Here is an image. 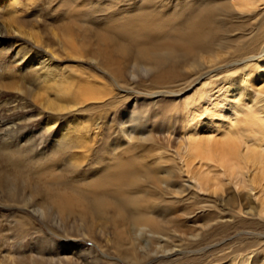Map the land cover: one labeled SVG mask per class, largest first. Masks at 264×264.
Instances as JSON below:
<instances>
[{"label": "bare ground", "instance_id": "1", "mask_svg": "<svg viewBox=\"0 0 264 264\" xmlns=\"http://www.w3.org/2000/svg\"><path fill=\"white\" fill-rule=\"evenodd\" d=\"M51 5L66 58L89 63L110 86L94 85L101 82L91 74L58 84L66 105L97 104L87 108L100 132L84 139L87 123L66 122L72 139L60 134L37 151L27 138L14 144L18 121L0 123L4 202L56 218L53 231L66 233L70 219L90 238L99 229L103 248L133 264L240 237L253 242L208 264H264V0ZM141 92L151 109L171 101L166 133L156 135L148 115L122 121L116 98ZM25 221L15 219L8 233L24 236Z\"/></svg>", "mask_w": 264, "mask_h": 264}, {"label": "rangeland", "instance_id": "2", "mask_svg": "<svg viewBox=\"0 0 264 264\" xmlns=\"http://www.w3.org/2000/svg\"><path fill=\"white\" fill-rule=\"evenodd\" d=\"M52 1L54 0H0V123L6 119L18 121L22 129L17 133L14 144H24V139L27 138L37 151L42 148L47 150L50 141L60 134H66L63 138L72 139L68 131H62L66 122L72 127L87 123L86 126L91 130L79 134L84 139L92 138L94 133L100 132L97 129L100 122L94 119V114L87 108L88 105L97 104L66 105L61 97L60 85L72 80H83L86 75L91 74L101 82L98 84L91 80L94 85L107 87L106 80L90 70L92 66L89 63L73 62L66 58L59 44V31L56 27L60 23L52 15ZM11 16L12 23L8 21ZM59 83L61 84L58 85ZM135 96L136 103L132 96L125 101L120 96L116 98V106L124 111L120 110L122 121L148 115L156 135L166 133L171 101L162 98L151 109L147 103L150 99L145 93ZM112 121L116 122V118ZM178 136H173L170 142L172 146L179 139ZM32 145L27 143L28 147ZM23 149L25 147L20 146V150ZM3 199L0 192V264H133L130 260L120 259L118 253L111 248H103L106 247L107 240L99 229L90 238L81 228H74L76 221L70 219L65 224L66 233L63 230L53 231L51 229L59 225L56 218L52 220V224L51 220H39L30 208L21 211L20 208L8 205ZM19 217H23L27 224V231L22 237L8 233V228ZM78 226L81 227L80 223ZM246 238H236L217 246L199 241L194 246H183V253L178 257L154 259L150 255L146 259L144 257L143 263L139 264H208L222 255L226 248L227 252L237 246H242V250L247 249L253 241ZM169 247L171 246L168 245L164 250ZM191 250L199 251L195 254L189 252Z\"/></svg>", "mask_w": 264, "mask_h": 264}]
</instances>
